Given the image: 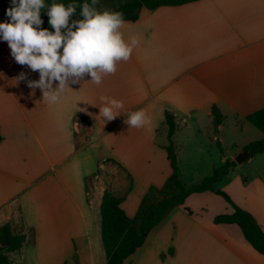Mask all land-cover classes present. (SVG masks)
Here are the masks:
<instances>
[{
	"label": "crops",
	"instance_id": "1",
	"mask_svg": "<svg viewBox=\"0 0 264 264\" xmlns=\"http://www.w3.org/2000/svg\"><path fill=\"white\" fill-rule=\"evenodd\" d=\"M0 21L6 20L0 15ZM121 32L126 41L138 40L129 60L118 62L100 85L86 74L72 89L66 86L55 105L28 87L39 73L16 63L0 41V226L9 223L13 233L25 234L21 248L7 253L12 264H76L75 255L77 264H106L100 215L106 188L137 236L153 204L177 192L164 148L166 110L176 116L178 155L196 139L192 154L199 156L205 126L213 130L221 151L213 168L235 161L263 137L246 116L264 108V0L142 7ZM21 73L26 79L16 83ZM101 96L121 100L122 115L103 124ZM212 105L225 117L217 131ZM137 110L149 122L128 127L125 114ZM227 124L244 137L230 138ZM263 154L235 161L231 171ZM239 174L242 196L229 197L264 231V169ZM183 205L173 207L123 264H264L238 225L214 223L216 213L206 219Z\"/></svg>",
	"mask_w": 264,
	"mask_h": 264
},
{
	"label": "clouds",
	"instance_id": "2",
	"mask_svg": "<svg viewBox=\"0 0 264 264\" xmlns=\"http://www.w3.org/2000/svg\"><path fill=\"white\" fill-rule=\"evenodd\" d=\"M5 10L8 17L0 21V41L7 42L15 62L39 73L38 80H27L30 89L39 88L42 99L55 105L61 101L65 87L77 84L87 74L94 84L103 77L115 74L120 61L129 60L138 40L135 36L125 40L121 28L123 14L98 10L99 0H75L65 5L53 0H10ZM79 7L80 19L71 20ZM47 9L48 23L53 29L40 27L41 10ZM21 73L16 78L25 80ZM72 89V88H71ZM99 115L103 124L122 115L123 102L114 97L101 96ZM97 106V105H94ZM128 127L141 128L149 122L142 110L127 112Z\"/></svg>",
	"mask_w": 264,
	"mask_h": 264
},
{
	"label": "trees",
	"instance_id": "3",
	"mask_svg": "<svg viewBox=\"0 0 264 264\" xmlns=\"http://www.w3.org/2000/svg\"><path fill=\"white\" fill-rule=\"evenodd\" d=\"M195 0H123L119 2L113 9L123 14L124 21H136L142 7L153 10L163 5H180ZM53 0H46L51 4ZM65 5L73 2V0H56ZM77 4H82L85 0H75ZM90 2V0H88ZM11 6L8 0H0V15L7 20L5 10ZM97 8V7H96ZM98 10H103L99 9ZM80 9L77 7L76 13L70 18L71 20L80 19ZM47 9L41 10V19L43 21L40 27L47 28L49 31L53 29L48 23ZM211 114L213 116V124L215 131L217 126L224 121V115L220 112L216 105H212ZM165 122L168 127L167 140L168 144L164 147L167 157L170 161L172 173L170 180L177 188V192L163 197L155 202L152 206L151 215L142 221L138 227V235L134 236L128 217L118 206V202L114 198L110 189L106 188L102 195L100 205L101 215V238L106 255V264H123L124 260L132 255L145 241L149 232L159 224L175 207L183 205L186 198L192 193H200L204 191H212L221 195L228 202L233 211L231 213H221L214 216V223L236 224L240 228L244 238L250 245L260 254L264 255V231L260 227L256 219L247 210L236 205L229 195L215 187V183L224 176L231 166L235 165L233 160H225L223 164L213 169L210 176L203 178L201 181L192 184L189 187L180 180L178 172L177 157L175 153L173 136L176 130V116L170 111L164 113ZM246 120L263 133V137L259 140L249 142L244 149L247 150L248 156L264 153V108L253 111L246 116ZM2 136L0 134V141ZM217 145L220 143L217 140ZM264 169V166H263ZM25 240L24 233H13L9 223L0 226V264H12L7 256L8 252L16 251L21 248ZM76 264L77 256H74Z\"/></svg>",
	"mask_w": 264,
	"mask_h": 264
},
{
	"label": "rangeland",
	"instance_id": "4",
	"mask_svg": "<svg viewBox=\"0 0 264 264\" xmlns=\"http://www.w3.org/2000/svg\"><path fill=\"white\" fill-rule=\"evenodd\" d=\"M121 1L123 0H99L96 7L103 10L113 9ZM226 128L229 133V137L232 139L242 138L245 135L244 132L234 129L231 125L228 126L227 124L225 129ZM203 131L204 149L199 156L192 154L193 148L198 146L196 139L192 140L191 145L187 146L188 151L185 155H181L180 153L178 155V152L175 151L179 178L186 185V187H189L192 184L201 181L203 178L210 176L213 172L214 165L220 161L221 151H219L220 147L215 145V140H213V130L205 126ZM174 147H176L175 144ZM263 158L264 154L257 155V159L247 168L242 167L243 169H241L237 166L233 171H231V169H233L231 166L222 181H217L215 183V187L225 191L229 196L232 195L235 198H239L240 195L242 196V194L239 195V185L243 179L239 172L241 171L248 175H254L257 172L262 171L264 165ZM229 171L231 172L229 173ZM183 207L196 213L199 212V214L206 219H209L214 213H228L225 211H230L232 209L221 195L211 191L190 194Z\"/></svg>",
	"mask_w": 264,
	"mask_h": 264
},
{
	"label": "water",
	"instance_id": "5",
	"mask_svg": "<svg viewBox=\"0 0 264 264\" xmlns=\"http://www.w3.org/2000/svg\"><path fill=\"white\" fill-rule=\"evenodd\" d=\"M248 157V152H247V150L246 149H244L240 154H239V156H237L236 158H235V161L237 162V163H240V162H242L245 158H247ZM232 170V169H231ZM231 171H229V173H230Z\"/></svg>",
	"mask_w": 264,
	"mask_h": 264
}]
</instances>
